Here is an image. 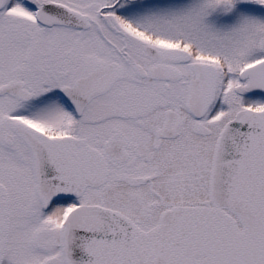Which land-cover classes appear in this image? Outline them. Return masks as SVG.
Segmentation results:
<instances>
[{"label": "snow or ice", "instance_id": "obj_1", "mask_svg": "<svg viewBox=\"0 0 264 264\" xmlns=\"http://www.w3.org/2000/svg\"><path fill=\"white\" fill-rule=\"evenodd\" d=\"M0 264H264V0H0Z\"/></svg>", "mask_w": 264, "mask_h": 264}]
</instances>
